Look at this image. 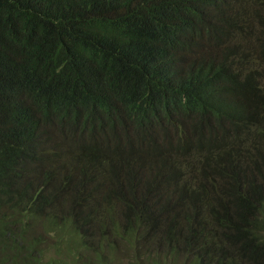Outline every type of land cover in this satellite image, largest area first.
I'll return each instance as SVG.
<instances>
[{
	"label": "trees",
	"instance_id": "obj_1",
	"mask_svg": "<svg viewBox=\"0 0 264 264\" xmlns=\"http://www.w3.org/2000/svg\"><path fill=\"white\" fill-rule=\"evenodd\" d=\"M0 264H264V0H0Z\"/></svg>",
	"mask_w": 264,
	"mask_h": 264
}]
</instances>
